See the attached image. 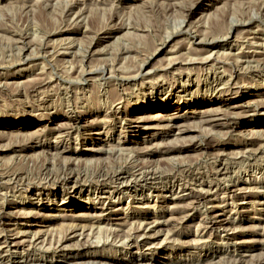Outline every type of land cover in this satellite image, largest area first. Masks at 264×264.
Listing matches in <instances>:
<instances>
[{"label": "rangeland", "instance_id": "obj_1", "mask_svg": "<svg viewBox=\"0 0 264 264\" xmlns=\"http://www.w3.org/2000/svg\"><path fill=\"white\" fill-rule=\"evenodd\" d=\"M184 26L219 40L192 43ZM209 54L232 76L218 90L207 85L211 63H200ZM250 56L264 63V0H0V238L27 250L34 237L35 254L56 264L99 240L91 251L108 264H264V73L231 67ZM179 68L190 72L184 88L173 85ZM157 111L170 130L139 128ZM54 149L90 181L133 165L196 182L134 197L55 191L44 181L64 175ZM215 163L228 173L204 178ZM140 224V248L112 244Z\"/></svg>", "mask_w": 264, "mask_h": 264}, {"label": "bare ground", "instance_id": "obj_2", "mask_svg": "<svg viewBox=\"0 0 264 264\" xmlns=\"http://www.w3.org/2000/svg\"><path fill=\"white\" fill-rule=\"evenodd\" d=\"M203 1V0H202ZM10 4V3H9ZM27 4V3H26ZM30 6V5H29ZM191 11H189L188 13L190 14ZM187 14V13H186ZM185 16V15H184ZM187 16V15H186ZM254 16V15H253ZM256 18V17H254ZM250 20V19H249ZM252 20V19H251ZM230 21V20H229ZM232 22V21H231ZM234 23V22H233ZM233 23L231 24V26L233 25ZM181 24H185V20H183L181 22ZM235 24V23H234ZM238 25V24H237ZM184 34L187 36L188 40L192 43H197L199 45H206L207 47H209L210 45L212 44H215L218 40L217 38H212L211 40H207V39H202V38H199L198 34H196L195 32L191 31L189 27L187 26H184ZM229 30V29H228ZM232 30V29H231ZM84 31V30H83ZM183 31V30H182ZM173 32V31H172ZM250 36V35H249ZM229 37V34L225 35L224 37L221 38V41L222 40H226L227 38ZM247 37V36H246ZM219 38V37H218ZM262 38V37H261ZM252 39V38H251ZM256 39V38H255ZM21 43V42H20ZM244 44V43H243ZM254 44V43H253ZM257 44V43H256ZM26 45V44H25ZM249 45V44H248ZM224 46V45H223ZM222 47V46H221ZM256 50V49H255ZM261 50V49H260ZM64 51V50H63ZM209 53V52H208ZM253 54V52H252ZM146 63V62H145ZM145 63H142L140 64L141 67L140 70H137L139 72L135 73V74H131V75H127L124 77V80L126 82H135L136 83V79L142 75V72H143V68H144V65ZM196 63V62H194ZM200 63L203 65L205 64V66L208 64V63H211L210 64V72L211 74H206L207 75V82L209 85V87L213 90H218L219 87H223L225 84L227 85V83L229 84L232 76L228 75L224 70L223 72H218V68L217 65H219L220 63H223L218 57H215L214 55L212 54H209L207 55L206 57H203L200 59ZM227 63V62H226ZM186 64V63H185ZM188 64V63H187ZM199 64V63H198ZM199 64V65H201ZM228 64V63H227ZM184 65V64H183ZM194 65V64H193ZM207 67V66H206ZM231 67L234 69V73L236 74V72H244V73H249L251 75H257L258 74H261V73H264V63L263 61H259L257 59H255V57L253 56H250V57H238L236 60H235V63L234 64H231ZM183 68V67H182ZM96 69V68H95ZM205 69V68H204ZM207 69V68H206ZM231 69V71L233 70ZM101 70V69H100ZM177 74H176V77H175V82L173 85H176L175 88H184L185 87V83L187 81H189L191 78H190V72L188 69H178L177 70ZM229 72V71H228ZM203 73V72H202ZM207 73V72H206ZM100 74V73H99ZM101 74L104 76L105 74V70H102L101 71ZM145 74V72H144ZM114 76V75H113ZM106 77V76H105ZM260 77V76H259ZM81 78V77H80ZM251 78V77H250ZM254 78V77H253ZM58 79V78H57ZM112 79V78H111ZM115 79V78H114ZM183 79H185V81H183ZM84 80V79H83ZM118 80V79H116ZM120 80L122 81V79L120 78ZM123 80V81H124ZM102 82V81H101ZM42 85V84H41ZM39 86V85H38ZM102 87V86H101ZM139 87V86H138ZM170 87H173V86H170ZM124 90L126 89H122V93L124 94ZM37 92V91H36ZM33 95V94H32ZM106 95V94H105ZM104 95V96H105ZM103 96V97H104ZM126 96V94L124 95ZM104 101V100H103ZM67 103V102H66ZM249 103V102H248ZM119 104V103H118ZM145 105L144 104L142 107V109L145 108ZM216 111V110H215ZM161 111H157L155 113H153V115H151V117L145 119V120H137L138 121V124H142L140 125L142 130H145V131H151V130H157V131H161V130H170V126L169 125H165L164 126V123L167 122H170V117L167 113L165 114H161L160 113ZM207 112V111H206ZM76 116V115H75ZM171 116V115H170ZM205 117V116H204ZM230 122V121H228ZM72 124V123H71ZM171 125V124H170ZM71 126V125H70ZM60 127V126H59ZM174 128V127H173ZM73 128L72 127H68L66 128L65 131H70L72 130ZM173 130V129H172ZM52 131V130H51ZM249 132V131H248ZM65 137L69 138L70 137V133L69 132H65L63 133ZM64 136H59V137H64ZM46 137V136H45ZM58 137V138H59ZM192 137V136H191ZM196 138V136H195ZM34 139V138H33ZM191 139V138H189ZM36 140V139H35ZM194 141V140H193ZM261 141L263 143V147H264V138H261ZM262 148V147H261ZM260 148V149H261ZM263 150V149H262ZM64 150L62 151H59L58 149H54V151L52 153H50L51 157L53 158V160H56L58 157L61 159V162L63 163L64 165V170L63 171L64 175H62L61 177L60 176H51L49 175L48 177L45 176L44 178V181L46 184H49L50 186L54 187L55 191L58 190L59 188H63L66 187V186H69L71 185L70 187L73 188V187H76L78 186L81 190L83 189H88V192L89 191H94V193H98V194H104V190L108 189L110 190V192H108L109 196H128V197H134L135 194L140 190L143 191V190H147L148 192H152V190H155L153 191L154 192H158L156 190H158L159 188L161 189H166L168 188V186H174L175 183H178L181 184L182 183H194L196 182L195 178L194 177H191L190 175H188L187 177H184L183 179L181 178H177V177H171L170 178H162L161 175L158 174V172H153V171H150V172H145V171H141V169L137 170V171H132L131 169H136V167H134L133 165L130 166V167H123V168H119L118 170L119 171H116V172H111V173H105V174H102L100 177L98 176V179L95 180V181H90V180H87L89 177L86 178H83V176L79 173H74V170H73V173H72V170L71 172H69L68 169H70V167H74L76 166V161L73 162L71 161V159H65V158H61L60 155L63 153ZM105 153H110L112 151H108V150H103ZM118 151V150H117ZM181 152V151H180ZM256 154V153H255ZM239 157V156H238ZM80 158V157H79ZM244 158V157H242ZM241 158V159H242ZM172 159V157H171ZM169 159V160H171ZM217 159V158H216ZM228 159V158H227ZM74 160H79L78 157H76ZM235 161V159H234ZM120 162V161H118ZM225 162V161H224ZM117 163V162H116ZM125 164V163H124ZM51 165V164H50ZM106 165V164H105ZM111 166V165H110ZM47 167V166H46ZM119 167V166H118ZM121 167V166H120ZM63 168V167H62ZM115 168V167H114ZM113 168V169H114ZM50 169V168H49ZM103 169V168H102ZM44 170V169H43ZM68 170V174H67V171ZM76 170V169H75ZM84 170V169H83ZM105 170V169H104ZM109 170V169H108ZM116 170H117V167H116ZM145 170V169H143ZM182 170V169H181ZM190 170V169H189ZM156 171V170H155ZM211 171L212 172H204L203 173V176L204 178H207L209 179L210 177H214L216 180L217 178H219L220 176H222L223 174H226L228 173L229 171V168L227 165L225 164H213L212 167H211ZM44 172V171H43ZM95 172V171H94ZM175 172V171H174ZM188 172V170H187ZM195 172V171H194ZM163 173H165V171H163ZM172 173V172H171ZM193 173V172H192ZM191 173V174H192ZM212 173V174H211ZM18 174V173H17ZM25 174V172H24ZM169 174V173H168ZM20 175V174H18ZM166 175V173H165ZM177 175V174H176ZM179 175V174H178ZM185 175V174H184ZM213 175V176H212ZM14 176V175H12ZM11 176V177H12ZM17 176V175H16ZM51 176V177H50ZM90 176V174H89ZM9 177V176H8ZM10 177V179H11ZM165 177V176H164ZM182 177V176H181ZM6 178V177H5ZM18 178V179H17ZM16 179L13 180V183L16 184L18 187L24 185L23 182H21L19 180V177H17ZM22 178V177H20ZM41 178V177H40ZM197 178V177H196ZM221 178V177H220ZM7 179V178H6ZM9 179V180H10ZM96 179V178H95ZM206 179V180H207ZM8 180V181H9ZM12 180V179H11ZM41 180V179H40ZM214 180V179H213ZM221 180V179H220ZM219 180V181H220ZM43 181V180H42ZM211 181V180H209ZM217 181V182H219ZM235 181V180H234ZM5 182L7 183V181L5 180ZM214 182V181H213ZM27 183V182H26ZM33 183V182H32ZM35 183V182H34ZM209 183H212L209 182ZM42 184V183H41ZM27 185V184H26ZM29 185V184H28ZM217 185V184H216ZM10 186V185H9ZM40 186V185H39ZM188 186V185H187ZM26 188V187H25ZM217 188V187H216ZM1 190V189H0ZM206 193H208V191H205ZM199 193V192H198ZM201 193V192H200ZM204 193V192H203ZM6 194V193H5ZM106 194V193H105ZM2 195V194H1ZM42 194L40 193L38 196L40 197ZM162 195V194H161ZM6 196V195H4ZM175 197V196H174ZM202 197V196H201ZM262 197V196H261ZM206 199V198H205ZM37 200V199H36ZM5 202V201H4ZM199 203V202H198ZM11 207V206H10ZM35 216V215H34ZM59 216V215H58ZM89 216V215H88ZM52 217V216H51ZM56 217V216H54ZM73 217V216H72ZM76 217V216H75ZM73 217V218H75ZM89 218V217H88ZM76 219V218H75ZM79 219V218H78ZM81 220V219H80ZM7 219H6V216H1L0 215V225L1 226H5L6 223H7ZM72 221V220H70ZM69 222V221H68ZM76 222V221H75ZM139 222V221H138ZM223 222V221H222ZM227 222V221H226ZM72 223V222H71ZM14 224V223H13ZM215 224V223H214ZM220 224V223H219ZM70 226V225H69ZM221 228H223V230H227V227L226 225H219ZM215 227V226H214ZM225 227V228H224ZM98 228V226H97ZM95 229V227H94ZM229 229V228H228ZM72 233L76 234V230H75V227H72ZM3 233L5 232H10V231H15L14 229H8L7 227H3L2 229ZM112 231V230H111ZM120 232V231H119ZM145 229L142 228V224L139 225L138 228L136 229H129L128 230V233H126V236L120 240V241H116L115 240V237L113 235V239L112 240V244H116V243H119L120 244V247H123V248H131V247H136L137 249L140 248L141 246L139 245V239H142L144 238L145 236ZM21 233V232H20ZM114 233V232H113ZM112 233V234H113ZM125 233V232H124ZM19 233L16 232L14 233V236H18ZM171 235V234H170ZM84 236V233H83V230L81 229V232L80 234L78 233L77 235H75V237H83ZM34 237L32 238V241H33ZM111 239V238H110ZM108 240V239H107ZM107 240H106V243H107ZM31 241V245L29 246V248L27 250H24V241H19V240H13V241H9V238L7 235H3L1 236L0 238V244H2L0 246V264H7V263H10V264H56V260H54L53 258H45L44 256H37L35 253L36 251H39L37 250V246H33V243ZM100 243H103V246L105 245L104 243L105 242H101L100 240L99 241H94V242H90L88 243L87 245H84L82 249L83 252H79V253H76L72 256V259H76V260H80L78 262H75V263H71V260H69L67 258V256L64 258V257H60L62 258L63 260V264H108V263H105L103 261H96L95 260V257L97 256L96 252L94 251H91V249L94 247V246H98ZM80 245V244H79ZM78 245V246H79ZM42 247V246H41ZM40 247V248H41ZM61 248V246H60ZM59 248V249H60ZM152 248V247H151ZM39 249V248H38ZM58 249V248H56ZM81 249V250H82ZM64 250V248L61 249V251ZM41 251V250H40ZM49 251V250H48ZM13 256V257H12ZM12 258H14V260L18 259L17 262H12ZM261 258V257H260ZM259 259V258H258ZM235 261V260H234ZM254 261V260H253ZM113 264V263H112ZM259 264V263H257ZM262 264V263H261Z\"/></svg>", "mask_w": 264, "mask_h": 264}]
</instances>
